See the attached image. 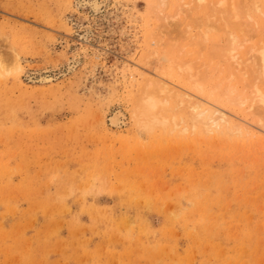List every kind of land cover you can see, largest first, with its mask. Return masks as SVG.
Returning <instances> with one entry per match:
<instances>
[{
    "label": "rangeland",
    "instance_id": "rangeland-1",
    "mask_svg": "<svg viewBox=\"0 0 264 264\" xmlns=\"http://www.w3.org/2000/svg\"><path fill=\"white\" fill-rule=\"evenodd\" d=\"M90 1L0 0V264H264V126L193 129L176 94L163 120L134 117L140 77L159 76L152 63L166 43L191 56L193 76L203 63L219 77L195 74L203 97L239 111L223 89H247L249 70L232 83L225 61L207 57L230 37L217 0L194 11L192 0H98L97 13ZM180 71L159 77L196 85Z\"/></svg>",
    "mask_w": 264,
    "mask_h": 264
},
{
    "label": "bare ground",
    "instance_id": "bare-ground-1",
    "mask_svg": "<svg viewBox=\"0 0 264 264\" xmlns=\"http://www.w3.org/2000/svg\"><path fill=\"white\" fill-rule=\"evenodd\" d=\"M180 1L181 0H178V3ZM192 1L194 2V4L195 3L197 4L194 6L195 8L191 7V8H193L192 11H194L195 9L197 10L201 7L206 9V7H204V5H205L204 2L206 0H192ZM192 1H191V3H192ZM251 1H253L251 4V5H253V8H251L247 5L246 0H228V2H227V0H217L216 3H214L215 1L213 3L218 6V10H217V8L216 9H210L211 7H209V9L211 10L210 13H212L213 10H215V11L217 10L219 12L218 14L221 16L220 18H221L222 22H224L223 24L225 25L224 29H222V30H224V32L228 31L225 33V35H227L229 33V36L231 37V42L226 47V45H227L226 43L230 41V37H228L229 41L227 38H225L226 43L222 42V44L223 43L225 44V48L221 49L222 45L221 44L219 45L218 43L215 42L217 40L212 41L213 47L212 46L209 48L207 47V49H209L207 51L208 52L211 51L212 48L214 51H212L213 53L209 52V54H208V52H206L209 55V56L207 55V57H209L208 60L209 61L214 60L217 57V59H215V61L218 60V61H216V62H219L218 64L223 63V61H225V63L228 65V67H226V69L228 70V75L230 78L233 79V80H231L232 83H234L233 82L234 79L236 80V78L239 77L238 75L241 76L239 78H242L241 79L242 83H243V80L247 81V79H249V76H250V80L248 81V86L246 87L247 89L242 88V90H241L240 89L241 87H239V89L241 91L240 94H239V92H238V94L236 93L237 89H238V87L236 89V86H237L236 81H235V84H233V85L231 84L232 87H231V85L229 86L230 88H229V90H227V92L225 91L226 93L224 92V90L228 89L227 86H225V89L222 88L224 95L219 90L220 89V85L218 84L219 82L216 83L215 86L213 87V90H214V88L217 89L216 93L219 91L221 93V95H223L224 99H222V100H229V104H232V106L234 108H239L238 112L234 111L235 109H232V107H230V105H229V107L228 106H225V107L222 106L221 105L222 102L219 103V101L221 100L220 97L218 99L219 101H217L215 99L214 91L212 94L214 96L213 99H215V100H211L210 98L203 97L202 89L204 90L205 88H201L200 85H202V84L199 85V82H201L202 80L198 81V78L194 77V76H195V74L201 75L200 77L202 79L206 80V78H207V80H208V78H210V77H207L208 76L207 71L209 70L207 67L209 64L205 65L203 63H196V64H198V66L195 65L196 68L194 69L195 73L193 76L191 74V73H193L192 72L193 66L191 64L194 62V60H192L193 62L191 64H190L191 60H189V59H191L190 58L191 56L189 57V55L193 51L191 50L192 52L188 51V53H187V50H186V53H187L189 59L186 61L184 60L185 61L184 62L181 59L185 54H181L183 56L178 57L177 49H175L174 46L166 43L163 46V52H162L163 55L155 57L156 61H154L152 63L153 65H152L151 70L154 73H156V75L159 74V76H160L163 74V77H165V80H166V78H168L169 73L170 74H174V73L177 74L178 71L183 70L186 67L188 69V71L190 72V74L193 76V77L191 76L190 80L193 79L192 81H194L196 83V85L192 86L190 88H186L183 86V87H180L179 89H175L174 87L173 88L170 87V85L168 84L169 81H165L163 79H160L159 76H156V78H154L153 76L152 77L148 76L147 78L140 77V79L142 80V83L137 87L138 91L136 90V92H137V94H136L137 103L134 101L136 103V105H135V116L134 117L142 120L145 124H154L155 122H159L157 117L158 116L160 117L162 115H158L159 114L158 109H162V107L164 105L169 103L168 98H170L173 94H176L177 97H179V101L181 102L180 104L184 103L187 105L188 110H186V111H189V114L191 116V120L194 123L192 125L193 129L194 128L198 129L199 126L202 127L206 132H212L213 129H219V130H223L227 133L235 134L237 136L241 135V134H245L247 136H252L255 132H257V133L261 132L262 133L261 130H262V127L264 126V121H262V119L264 120V0H251ZM163 2L165 3V1L162 0V6L164 5ZM208 2H210V0H208ZM159 3L161 4V2H159ZM169 3H170V1H169ZM182 3L185 4L184 2H182ZM89 5H90L91 10L94 11V13L99 12L100 8L102 7V4L100 2H98V0H91L89 2ZM186 5L188 7L190 5L193 6V4H190V2H189V4L187 3ZM191 8H188V10ZM200 10H199V12H200ZM161 11H163V9ZM161 11L159 12V10H158L157 12L161 13ZM215 11H213V12L215 13ZM208 12H209V10H208ZM254 12L256 13V19H255ZM210 13L207 14L206 16L209 15L210 17H213V20H211V19L208 20V21H212L211 23L214 26L213 30L217 26H218L217 28H219V24L218 23L216 24V21L214 20V17H215V16H213L214 13H212V14H210ZM218 14H216V15H218ZM258 14L262 15L263 17H261V18H263V19L259 18L260 15L258 16ZM219 15H218L217 22L218 21L221 22V20H219L220 19ZM175 16L180 18V21H182V19H184L186 16V12H185V14L182 15V10L178 8ZM206 16H204L205 19H208V17L206 18ZM204 17H203V19H204ZM171 19L173 20V18H171ZM205 19L202 21L206 22L207 20H205ZM204 22H202L201 25L202 26H204V25L208 26L209 30H210L211 27L209 26L208 22H206L205 24H204ZM213 22H215V25ZM166 23L167 24L164 25V28L168 31L169 34H171V32H169V31H171V29H170L171 26H170V24H168V22H166ZM182 23H183V21H182ZM166 25L169 27H167ZM221 26H222V24H221ZM203 28H205V27H202V29ZM219 29H221V27ZM197 30H198V28H197ZM204 30H206V29H204ZM209 30L207 32H209ZM211 30H212V28H211ZM222 30H219V31H222ZM213 33L214 32H212V34ZM250 33H252L251 36L254 35V36H259L260 38H262L261 39L262 42L259 39L256 40V42H254L255 45L257 44L258 47L256 46L255 47L256 49L254 48L253 54H252V49H253L252 45H254V44H251V39L253 40L254 36L250 37V35H248ZM205 35L206 34L204 32L203 36H205ZM221 37L223 38V35ZM200 38H202V37H200ZM189 39H191V38L189 37ZM189 39H188V41H189ZM197 39H199V38H197ZM205 39L207 40V36H206V38L203 39L204 41L203 40L202 41L206 42ZM194 41H196V39ZM199 41H201V39H199ZM218 41H220V40L218 39ZM249 41H250L251 46H250V44H248V45L252 49L250 50L249 47H246L245 52H247V54L244 55L246 58L243 61L242 60L243 58H241L240 56L243 55L242 50L245 47V43H247V42L249 43ZM259 41L261 43L260 45H258ZM190 42H192V41L190 40ZM197 42H198V40L196 41V43ZM214 42H215V44H214ZM189 43L187 45H189ZM192 44H193V42H192ZM197 44L195 47H197L198 45H202L200 42L198 45ZM207 44H209V42H207ZM210 44H212V43H210ZM204 45H205V43H204ZM204 45H202V46L205 47ZM216 45H218V46H216ZM190 46H192V45H190ZM202 46H199V47L201 48ZM219 47H221V48H219ZM200 48H197L199 53L196 52L198 57H201V55H202L201 54L202 48L201 49ZM214 48L219 49V51L215 50ZM193 50H194V48H193ZM249 51L251 52V55L248 54ZM194 53H192V54H194ZM199 54H201V55L199 56ZM211 54H212V56H210ZM180 57H181V59H179ZM205 57H206V55H205ZM220 58H222L223 60H221ZM219 59L221 61H219ZM248 60H250V61H248ZM215 61H214V63H215ZM205 62H206V60H205ZM211 62H213V61H211ZM211 62H210V64H211ZM214 63H213V65H214ZM225 63H223V64H225ZM194 64H195V62H194ZM215 64H217V63H215ZM247 64H248V67L250 66L249 69L247 67ZM219 67H221V65ZM210 68H212V67H210ZM218 70H220V68ZM248 70L250 72L249 73L250 75L248 74ZM160 71H162L163 73H159ZM217 71L215 69V72H217ZM215 72H214V75L216 74ZM219 72H217V73H219ZM217 75L218 74H216V76ZM222 76H223V74H222ZM247 76H248V78H247ZM214 78H216V80H217L219 77L218 78L212 77L213 80H214ZM222 78L224 79V77H222ZM209 81L210 80H208V84H209ZM221 82L223 83L224 81H221ZM210 83H212V82H210ZM224 84L225 83H223V85ZM216 85L217 86L219 85L218 86L219 89ZM203 87H205V85ZM211 88H212V86H211ZM133 89H134V87H133ZM210 95H211V93H210ZM217 95H216V97H217ZM209 101H211L212 103H209ZM173 111H174V109H173ZM238 113H240V114H238ZM184 114L185 113L183 111V117H184ZM112 116H114V117H112L111 121H112V123H115L117 121L119 115L118 116L112 115ZM255 117L257 118V120H254ZM172 118L174 119V117H172ZM160 119L163 120L161 117H160ZM174 121H173V123L176 122V121L175 122ZM171 122H172V120H171ZM186 127H187V125H186Z\"/></svg>",
    "mask_w": 264,
    "mask_h": 264
}]
</instances>
